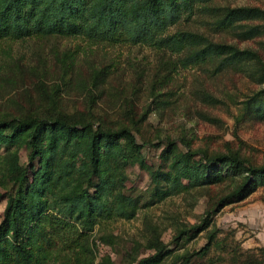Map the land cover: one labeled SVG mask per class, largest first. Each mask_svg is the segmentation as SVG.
<instances>
[{
  "label": "rangeland",
  "instance_id": "374dc122",
  "mask_svg": "<svg viewBox=\"0 0 264 264\" xmlns=\"http://www.w3.org/2000/svg\"><path fill=\"white\" fill-rule=\"evenodd\" d=\"M216 7H258L264 0H213ZM214 12L196 13L168 28L188 30L210 40L257 54L241 69L211 73V66H186L182 56L147 44L94 43L82 37H27L0 40V119L62 111L82 114L101 127L129 128L141 149L143 164L126 168L125 191L143 194L162 163L168 140L177 148L200 150L207 156L237 151L255 165L264 163V119L244 102L264 86V20L252 18L233 28L214 29ZM252 25L260 32L243 39ZM108 72L101 83L94 75ZM204 93L218 103L204 100ZM2 150H0V153ZM21 162L26 152L20 151ZM165 169V168H164ZM240 178L173 194L139 209L130 220L96 224L89 233L93 264H136L161 243L169 251L159 264H264V186L245 199L220 208L195 237L176 239L178 230L200 223L204 211L233 190ZM4 188H0V193ZM5 200L0 201V220ZM156 230V232H154ZM261 231L260 235L258 233ZM84 257H81V259ZM73 264H83L77 263Z\"/></svg>",
  "mask_w": 264,
  "mask_h": 264
},
{
  "label": "trees",
  "instance_id": "16d2710c",
  "mask_svg": "<svg viewBox=\"0 0 264 264\" xmlns=\"http://www.w3.org/2000/svg\"><path fill=\"white\" fill-rule=\"evenodd\" d=\"M213 0H0V40L27 37H82L94 43L147 44L182 55L181 66H211V73L241 69L257 54L250 49L210 40L202 33L169 27L200 12H214V29L259 18L258 7H216ZM261 26L239 32L256 36ZM108 72L93 79L101 83ZM98 81V82H97ZM257 81L264 84V71ZM204 100H219L204 93ZM244 106L264 119V86ZM139 143L127 127L95 125L82 114L62 111L0 119V264H93L88 236L100 222L135 217L137 211L194 187L240 182L204 211L198 225L178 230L176 239L189 240L204 230L220 208L237 203L264 186V163L255 165L239 152L207 156L200 150L180 151L168 140L143 194L126 192V168L143 164ZM26 152L21 162L20 151ZM165 168V169H164ZM156 232V230L154 231ZM136 264H159L169 251L161 243ZM81 257H84L81 259ZM188 264L191 255H183Z\"/></svg>",
  "mask_w": 264,
  "mask_h": 264
},
{
  "label": "crops",
  "instance_id": "0c3cea01",
  "mask_svg": "<svg viewBox=\"0 0 264 264\" xmlns=\"http://www.w3.org/2000/svg\"><path fill=\"white\" fill-rule=\"evenodd\" d=\"M260 219H261L260 220L261 221L260 223H261V225H262V227L264 229V215H262ZM260 233H261V231L258 233V235H260ZM263 235H264V233H263Z\"/></svg>",
  "mask_w": 264,
  "mask_h": 264
}]
</instances>
